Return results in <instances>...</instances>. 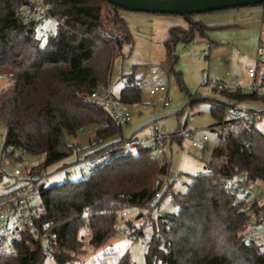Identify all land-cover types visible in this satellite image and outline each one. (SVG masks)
I'll return each mask as SVG.
<instances>
[{
	"label": "trees",
	"instance_id": "obj_1",
	"mask_svg": "<svg viewBox=\"0 0 264 264\" xmlns=\"http://www.w3.org/2000/svg\"><path fill=\"white\" fill-rule=\"evenodd\" d=\"M48 4L58 24L54 35L41 38L34 20L23 22L22 11L33 7L32 0H0V76L8 80L0 90V123L5 128L0 183L6 176L1 163L10 152L43 154L44 160L29 170L37 178L56 163L65 167L105 153L125 138L123 125L111 112L87 99L110 83L115 58L125 46L129 50L133 46L122 8L108 0H48ZM193 15L185 16L187 27L171 26L164 42L171 58L168 71H174L181 85L174 69L175 46L205 37L211 27ZM213 91L221 97L189 95L190 106L211 103L219 126L220 140L207 160L208 171L193 176L185 192L172 193L178 211L153 220L144 264H264L258 243L247 246L243 240L252 225L250 217L240 211L237 196L221 187L235 176L264 183V132L254 121L226 119L227 111L239 110L241 103L263 100L256 93ZM120 98L130 105L141 101L132 76H127ZM91 123L96 125L95 143L100 147L67 160L75 152L70 137ZM21 154L18 158L23 161ZM100 161L86 177L39 188L42 206L35 225L40 232L58 236L50 252L43 249L39 236L29 235L15 244V255H0V264H44L49 254L56 264H75L88 250L81 230L88 229L86 244L103 248L117 232L120 210L145 207L164 189L159 204L172 190V184H164L170 161L159 164L143 147L136 153L105 154ZM129 223L130 237L144 234V221ZM111 253L106 257L115 258L109 264H136L128 251Z\"/></svg>",
	"mask_w": 264,
	"mask_h": 264
},
{
	"label": "rangeland",
	"instance_id": "obj_2",
	"mask_svg": "<svg viewBox=\"0 0 264 264\" xmlns=\"http://www.w3.org/2000/svg\"><path fill=\"white\" fill-rule=\"evenodd\" d=\"M120 14L129 27L133 46L130 50L128 46H125L115 58L109 84L114 92L120 95L126 85L128 75L133 77L134 82L138 79L144 80V84L140 87L141 101L131 104L133 117L129 123L123 125V135L130 136L136 130L138 133L147 132L154 126V123H157V120L169 134L182 129L192 131V137L172 136L168 140L171 170L165 185L172 184V190L162 198L159 204H156L159 198H154L151 204L145 207L125 208L119 211L117 228L124 224L131 228L129 221L125 223L121 220L124 210L129 212L130 218L135 221L147 219L155 221L160 215L176 212L178 206L173 201L172 193L174 191L185 192L193 176L208 171L207 160L220 140L219 126L211 113V103L200 101L190 106L189 95L199 92L203 96L221 97L219 93L202 85L204 77L219 79L230 71L233 74H239V81L247 80L246 67L256 64V60H253L254 50L252 51L254 43L258 37L260 39L261 35H264L262 23L264 4L231 7L193 15L194 18L211 27L206 30L205 37H197L189 42H179L175 46L174 53L177 55V62L174 69L180 74L182 85L174 71H168L171 58L167 55L164 42L171 26L187 27L188 20L185 16L125 9H121ZM234 19L239 22L235 23ZM228 20L232 22L227 23ZM261 25H263L262 29ZM246 44L249 45L247 53L249 58L247 59L242 55L237 56L235 50L238 46L246 47ZM204 50H207L208 54H205ZM152 69L157 72L150 80ZM7 82V78L0 76V90ZM160 84L168 88L169 105L164 104V92H157L154 95L149 93L151 86ZM242 106L264 110V103L260 101H246L242 103ZM255 126L264 132V115L262 119L255 122ZM4 134L5 128L0 123V154ZM204 134L209 136L208 143L194 146L192 138L201 140ZM95 135L96 125L91 123L80 129L75 136L70 137L69 141L75 145V152L67 160L83 157L88 151L99 148L100 145L95 143ZM20 154L19 151L10 152L7 155L8 158H5L7 164L3 166L6 172L4 181L10 180V177L23 179L33 165L44 160L43 154L24 153L21 156L28 160L25 164L18 158ZM60 163L49 167V171L56 170ZM258 183L262 186L264 193V183ZM152 227L147 230L153 233L154 225ZM88 234L87 228L80 232L88 250L80 255V259L76 260L75 264H102L103 261L109 264L115 258L111 255L106 257V254L111 251L114 255L128 251L136 264L145 263V252L149 242L145 238V232L138 238H132L117 231L114 237L99 249L86 244ZM44 264H56V262L49 254Z\"/></svg>",
	"mask_w": 264,
	"mask_h": 264
},
{
	"label": "built area",
	"instance_id": "obj_3",
	"mask_svg": "<svg viewBox=\"0 0 264 264\" xmlns=\"http://www.w3.org/2000/svg\"><path fill=\"white\" fill-rule=\"evenodd\" d=\"M34 4L32 8L24 9L22 17L24 24H29L34 20L36 24V32L38 37L46 38L52 36L56 32L58 20L51 16L48 12V0H32ZM264 25V17H263ZM208 54L207 50H204ZM156 70L152 69V75L156 74ZM247 80L239 81L238 76L227 72L226 76L219 79L204 77L202 85L209 87L211 90H228L231 92L256 93L262 97L264 103V35H261L258 42V50L256 54V64L247 67ZM138 87L144 84V80L138 79L135 81ZM157 92L165 93L164 104L169 105L170 98L168 97L167 86L153 85L149 89L151 95ZM87 99L93 103L99 104L107 108L113 118L121 125H125L132 120L133 112L131 105L123 101L120 95H117L110 84L103 85L88 94ZM264 110L241 108L237 111L228 110L226 119H242L247 122H257L262 119ZM189 136L192 137V131L186 129L176 130L173 134L166 132L163 127L157 123L147 132H141L130 137H125L124 140L107 150L105 153H100L90 158L82 159L74 164L57 168L54 171L42 173L39 177H31L26 173L23 179L10 177L8 181H2L0 184V255H15L17 250L15 244L25 240L29 235H37L41 239L43 249L50 252L51 244H57V233L43 231L40 232L35 225V220L38 218L41 210V200L38 190L40 187L48 188L53 184H61L72 179H79L90 175L93 170L101 162V158L105 154L115 153L124 155L128 152L136 153L138 148L143 147L150 152V156L156 159L159 164L170 161L169 154V139L172 136ZM209 136L204 134L201 140L192 138L194 146L207 144ZM8 158V157H7ZM27 164L28 160L24 158L22 161ZM7 161L2 160L3 166ZM167 179L164 184H166ZM221 187L226 191L237 196V201L240 204V211L246 213L252 225L246 230L243 240L247 246L253 243H258L259 249L264 252V193L262 186L258 182L246 180L242 176H235L226 179L221 183ZM162 191L156 193L155 198H159ZM121 220L127 222L135 219L130 218L129 212L123 211ZM143 231L145 238L150 241L152 232L147 229L153 226V221L147 219L144 221ZM135 225L139 221L134 222ZM153 228V227H152ZM117 231L120 234L128 235L131 228L124 224ZM65 251H69L68 247H63Z\"/></svg>",
	"mask_w": 264,
	"mask_h": 264
},
{
	"label": "water",
	"instance_id": "obj_4",
	"mask_svg": "<svg viewBox=\"0 0 264 264\" xmlns=\"http://www.w3.org/2000/svg\"><path fill=\"white\" fill-rule=\"evenodd\" d=\"M125 10L178 15L263 4L264 0H108Z\"/></svg>",
	"mask_w": 264,
	"mask_h": 264
},
{
	"label": "crops",
	"instance_id": "obj_5",
	"mask_svg": "<svg viewBox=\"0 0 264 264\" xmlns=\"http://www.w3.org/2000/svg\"><path fill=\"white\" fill-rule=\"evenodd\" d=\"M232 21L231 20H228L227 21V23H231ZM234 22L235 23H237V22H239L237 19L235 20L234 19ZM263 25H261V29L263 28L262 27ZM259 36H260V34H259ZM258 42H259V37H258V39H257V41L254 43V48L252 49V51L254 50V55H253V60H256V54H257V50H258ZM249 44V43H248ZM248 44H246V47H241V46H238L237 47V49L235 48V50H236V53H237V56H239L240 57V55H242V57H245V59H247V58H249V56H247V53L249 52V50H248V47H249V45ZM231 60V59H230ZM250 66V65H249ZM246 69H247V67H246ZM246 71V70H245ZM229 73H231V74H233L232 72H230L229 71ZM227 74V73H226ZM246 74V78H247V73H245ZM233 75H236V76H238V78H239V74H233ZM226 76V75H225ZM224 76V77H225ZM248 79V78H247ZM240 106H242V103H241V105ZM249 108V107H248ZM137 131V130H136ZM136 131H134L133 133H131V135H134V134H137L138 132H136ZM130 135V136H131ZM124 137H126V136H124ZM128 137V136H127Z\"/></svg>",
	"mask_w": 264,
	"mask_h": 264
}]
</instances>
